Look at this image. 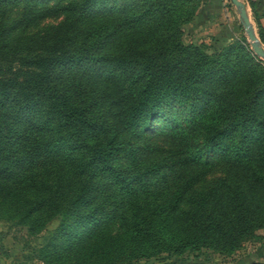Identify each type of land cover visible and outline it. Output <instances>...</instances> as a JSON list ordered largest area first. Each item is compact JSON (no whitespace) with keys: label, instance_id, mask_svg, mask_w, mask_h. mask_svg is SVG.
<instances>
[{"label":"trees","instance_id":"trees-1","mask_svg":"<svg viewBox=\"0 0 264 264\" xmlns=\"http://www.w3.org/2000/svg\"><path fill=\"white\" fill-rule=\"evenodd\" d=\"M219 5L0 0V221L35 236L56 220L41 264L263 239L264 62L226 25L211 50L185 41ZM248 6L264 45V11Z\"/></svg>","mask_w":264,"mask_h":264},{"label":"rangeland","instance_id":"rangeland-1","mask_svg":"<svg viewBox=\"0 0 264 264\" xmlns=\"http://www.w3.org/2000/svg\"><path fill=\"white\" fill-rule=\"evenodd\" d=\"M240 1L245 6L247 16L256 34L255 24L248 6L249 0ZM253 1L256 3V10L263 12L264 0ZM219 7V16L214 22L216 24L213 26L207 25L204 28H193L191 30L185 27V41H192L194 43L203 42L209 45V36L215 32L214 26L217 30L222 25H226L232 33L231 40L239 39L243 36L248 44L246 35L238 22L236 8L229 0H220ZM53 21L52 18H46L41 23L44 24ZM217 21L220 24H217ZM260 44L264 49V45L262 43ZM209 47V50H211L212 47L210 45ZM258 59L264 62V59L259 57ZM55 222V219L50 220L44 230L35 236H31L27 234L24 226L15 225L8 221H0V257L15 264H41V261L36 257L37 248L46 239L48 230L53 228ZM251 261L264 262V237L259 242L245 244L241 249L227 256H221L212 250L202 248L196 252H188L178 256L161 255L155 259L139 260L135 264H249Z\"/></svg>","mask_w":264,"mask_h":264},{"label":"water","instance_id":"water-1","mask_svg":"<svg viewBox=\"0 0 264 264\" xmlns=\"http://www.w3.org/2000/svg\"><path fill=\"white\" fill-rule=\"evenodd\" d=\"M229 1L236 8L238 14V22L246 35L252 53L257 57L264 59V49L262 48L255 34V31L253 30V27L249 21L244 4L240 0Z\"/></svg>","mask_w":264,"mask_h":264},{"label":"crops","instance_id":"crops-1","mask_svg":"<svg viewBox=\"0 0 264 264\" xmlns=\"http://www.w3.org/2000/svg\"><path fill=\"white\" fill-rule=\"evenodd\" d=\"M0 264H15V263H13L11 261H6L4 258L0 257Z\"/></svg>","mask_w":264,"mask_h":264}]
</instances>
